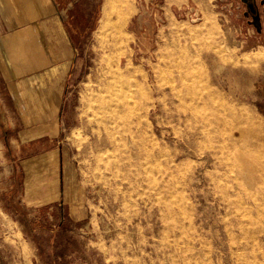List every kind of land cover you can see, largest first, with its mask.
Masks as SVG:
<instances>
[{
	"label": "rangeland",
	"instance_id": "1",
	"mask_svg": "<svg viewBox=\"0 0 264 264\" xmlns=\"http://www.w3.org/2000/svg\"><path fill=\"white\" fill-rule=\"evenodd\" d=\"M82 1L61 140L86 214L39 204L8 139L0 264H264V1L256 27L241 0H111L103 33L108 0ZM104 100L137 111L132 151L101 144Z\"/></svg>",
	"mask_w": 264,
	"mask_h": 264
},
{
	"label": "crops",
	"instance_id": "2",
	"mask_svg": "<svg viewBox=\"0 0 264 264\" xmlns=\"http://www.w3.org/2000/svg\"><path fill=\"white\" fill-rule=\"evenodd\" d=\"M72 1L0 0V144L5 147L9 139L24 154L12 162L24 170L35 200L57 204L64 214L68 209L74 221L86 214V200L61 134L90 22L83 1Z\"/></svg>",
	"mask_w": 264,
	"mask_h": 264
},
{
	"label": "bare ground",
	"instance_id": "3",
	"mask_svg": "<svg viewBox=\"0 0 264 264\" xmlns=\"http://www.w3.org/2000/svg\"><path fill=\"white\" fill-rule=\"evenodd\" d=\"M119 2H120L119 0H117L116 2L118 3V6H119ZM112 3H114V0ZM112 3H111V0H108L104 5L102 15L99 19V30H101V32L102 30H106V28L111 25L112 26L116 25V21L114 24H111V22L113 21H110V15L112 13H109L110 12L109 8H111ZM118 14L120 17L125 19L126 15L128 14V10L123 7H120ZM119 16L118 18H120ZM119 22H122V20ZM109 74L114 78L116 82H121V80H129V78L133 77L134 75L131 72H128V73L111 72ZM100 111L101 113L98 116L97 120L103 126V129L105 132L104 135L101 137V140H100L101 144L102 145L108 144V145H113V146H116L117 144L116 146L117 150L120 149L121 151L123 150L129 151L130 150L128 149L129 146L135 148L136 145L135 143H133V141L135 139L134 131H135V128H137V124H136V121H134L133 117L137 113V111L135 109H132V107L131 109L130 108L126 109L124 106H121L119 104L118 105L113 104V103L109 104L106 100H104L103 103L100 105ZM195 120L197 124L198 123L201 124L202 122H204L205 119L204 117H199V118L195 117ZM206 131H208L206 128L204 130H201V132H206ZM134 152L135 154L137 153L136 150Z\"/></svg>",
	"mask_w": 264,
	"mask_h": 264
},
{
	"label": "flooded vegetation",
	"instance_id": "4",
	"mask_svg": "<svg viewBox=\"0 0 264 264\" xmlns=\"http://www.w3.org/2000/svg\"><path fill=\"white\" fill-rule=\"evenodd\" d=\"M244 7L249 11L253 16V23L255 26H258L260 21V5L258 4L259 0H241ZM264 0H262L263 2Z\"/></svg>",
	"mask_w": 264,
	"mask_h": 264
}]
</instances>
